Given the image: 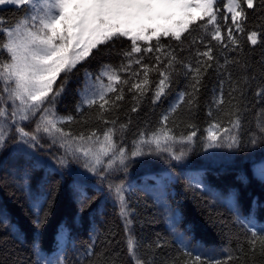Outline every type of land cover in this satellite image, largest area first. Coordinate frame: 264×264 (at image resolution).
<instances>
[{"label":"snow or ice","instance_id":"obj_1","mask_svg":"<svg viewBox=\"0 0 264 264\" xmlns=\"http://www.w3.org/2000/svg\"><path fill=\"white\" fill-rule=\"evenodd\" d=\"M0 6H16L17 11L24 13L15 21L0 17V98L3 100L0 104V146L5 145L8 139H15L19 144L35 148L41 143L39 133L43 132L50 137L59 133L60 147L80 162L83 169L71 168L67 159L58 157L55 158L56 163L65 170L60 171L48 165L47 174L37 178L33 174L37 168L43 169L44 164L33 153H28L30 159L23 179L41 185V195L32 202L35 233L43 235V228L51 216L50 211H45L47 194L44 189L52 184L53 174L58 177L53 190L58 192L66 189L70 197L80 205L81 211H84L93 204L89 186L95 177L106 179L107 173L121 168L126 171L128 153L114 140L117 119L105 116V113L115 115L116 110L121 108V102L125 100V88L128 93H132L131 99L135 102L131 112L137 113L148 92H152V103L157 104L167 95L174 76L183 74L188 79L187 87L191 91L186 89L179 92L175 102L161 116V127L150 134L140 131L138 138L133 141L131 151L132 156H142L146 154L145 145H155L156 152H168L171 160L181 161L184 153H173L170 144L192 143L197 136L196 126L189 123L187 126L193 130L178 138L168 127V121L182 105L187 104L189 108L195 106L203 78L209 69L222 70L229 90L225 93V79L221 78L212 106L228 117L226 122L229 127L223 126L225 121L222 118H215L206 129L207 139L212 142L209 146H220L219 140L229 141V147L238 143L241 114L239 104L234 103L237 100L236 93L243 96L244 88L255 77L247 75L251 71L248 62H241L235 55L244 51L245 43L253 46L252 50L257 45L264 46V32L254 27L248 28L250 16L264 18V0H0ZM260 27L264 28V25ZM197 31L203 35L192 36ZM245 35L246 41L243 40ZM190 36L188 60L181 59L176 48L165 45L161 40L170 38L182 45ZM125 40L130 42V47L122 48L117 53L124 58L119 68L104 64L98 74L85 71V86L81 91V104L87 108L98 105L96 119L112 126L106 127L102 140L95 129L87 135L81 133L79 136L65 132L59 125L71 123L74 117L59 116L56 104L66 91L70 79L78 75L80 68L97 53H102L104 49L111 51L117 42ZM230 53L235 55L230 56ZM221 56L224 58L223 64ZM259 63L264 71V60ZM237 64L245 72L241 80H234L229 70L230 65ZM133 65L138 67L134 70ZM177 65L180 67L177 68ZM120 72L129 75L122 79ZM152 73L157 74L155 81ZM105 78L107 83L104 82ZM254 95L264 102V85H257ZM77 111H82L80 105ZM208 115L213 117L211 109ZM33 121L35 128L32 131L26 130L28 125L23 122ZM130 123L131 119L128 121ZM127 126L121 124V131L126 130ZM258 127L264 138V122H259ZM55 140L54 137L53 143ZM151 151L149 148V153ZM254 175L264 187V164L256 169ZM151 179L161 189V193L153 195L150 189L145 191L168 214L170 227L176 233L180 216L167 203L163 192L178 177L171 171H165ZM241 179L247 182V177ZM113 188L122 205L121 214L127 216L124 185L109 184V190ZM240 200L239 206L230 202L229 211L246 229L248 252L239 246V254H229L220 259L190 248V241L186 242L184 235L177 233L175 240L181 246L182 255L164 264H180L181 258L184 264H235L247 257L248 253L254 258L257 249L259 255L264 257V226L257 228L256 220L250 214L256 211L264 218V203L257 199L243 202V194ZM245 203L249 214L242 217L240 208ZM7 223L8 218L0 210V225ZM7 231L5 228V233ZM35 233L32 249L36 260L32 264H57L44 256L41 241ZM59 235L61 239L67 235L64 225L60 226ZM164 243L158 236L154 246L159 249ZM127 247L134 264H155V261L144 260L136 255L138 243L134 237L129 236ZM0 264L5 262L0 260Z\"/></svg>","mask_w":264,"mask_h":264},{"label":"trees","instance_id":"obj_2","mask_svg":"<svg viewBox=\"0 0 264 264\" xmlns=\"http://www.w3.org/2000/svg\"><path fill=\"white\" fill-rule=\"evenodd\" d=\"M22 16L23 12L17 11L16 6H0V17L15 21ZM221 24L223 25V21ZM261 25H264V18L250 16L249 29L254 27L264 32ZM196 35L203 33L193 32L192 36ZM192 36L182 45L170 38L161 40L165 45L176 48L181 59L188 60ZM243 40L246 41V35ZM129 47L130 42L125 40L117 42L111 51L104 49L80 68L78 75L70 79L66 91L56 104L59 116L74 117L71 123L59 125L65 132L79 136L81 133L87 135L95 129L101 140L103 139L106 127L112 125H105L103 121L96 119L98 105L87 108L81 104V91L85 86L84 73L87 71L98 74L104 64L119 68L124 58L117 53L122 48ZM252 48L253 46L245 43L244 51L239 55L229 54L235 55L241 62L247 61L251 68L247 75L255 77V80L244 88L243 96L236 93L237 100L234 103L239 104L241 114L237 144L229 147V141L219 140L220 146H209L212 142L207 139L206 129L215 118H222L225 121L223 126L229 127L226 122L228 117L217 112L212 106L221 78L225 79V93L229 90L222 70L209 69L203 78L195 106L189 108L187 104L182 105L177 114L168 121V127L178 138L193 130L187 126L189 123L196 126L197 136L192 143L170 144L173 153H184L181 161L171 160L168 152H156L155 145H145L146 154L142 156H132L131 151L139 132L150 134L161 127L160 118L175 102L178 93L186 89L191 91L187 87L188 79L183 74L174 76L167 95L157 104L152 103V92H148L137 113L131 112L135 102L131 99L132 93H128L125 88V100L121 102V108L116 110L115 115L105 113V116L108 119H117L114 140L128 153V159L125 161L126 171L121 168L119 171L107 173L106 179L95 177L89 186L93 204L90 209L86 207L84 211H81L80 205L70 197L66 189L58 192L53 190L58 178L53 174L52 184L44 189L47 194L45 211H50L51 216L43 228L42 236L35 233L32 223V202L41 195V185L36 181L23 179L30 159L28 153H33L44 164L43 169L37 168L33 174L37 178L47 174L48 165L60 171L65 170L56 163L55 158L64 157L69 167L83 170L81 163L60 147L59 133L54 134L55 143L54 137L39 133L41 143L35 148L19 144L15 139H8L5 145L0 146V210H3L8 218L7 224L0 225V260L5 264H32L36 260L32 249L34 233L41 241L44 256L57 264H134L127 247L129 236L134 237L138 243L136 255L144 260L155 261V264H164L174 257H181V246L175 240L177 233H182L186 242L190 241V248L198 250L197 245L214 248L213 256L220 259L229 254H239V246H243L244 251L248 252L246 229L229 211V203L239 206L241 194L243 202L257 199L264 203V187L254 175L256 169L264 164V138L258 127L259 122H264V102L254 95L256 86L264 85V71L259 63L264 60V46L257 45L254 50ZM223 60L221 56V64ZM137 67L133 65L134 70ZM179 67L180 65H177V68ZM229 70L234 80H241L245 75L240 64L230 65ZM120 75L125 79L129 74L120 72ZM157 78V74L152 73V79L155 81ZM104 82L107 83L106 78ZM2 103L0 98V104ZM78 105L82 108L80 112L77 111ZM210 109L213 117L208 115ZM23 123L28 125V131L35 128V121ZM121 124L128 125L126 130L121 131ZM149 148L152 150L150 153ZM190 170L195 173H189ZM165 171H171L178 177L177 181L168 185L163 192L167 203L180 216L176 233H173L170 227L168 214L156 203L152 195L145 191L150 189L153 195H159L161 189L151 178L162 175ZM241 177H247V182H242ZM109 184L124 185L127 216H122V205L116 197L115 189L109 190ZM240 212L242 217L249 214L246 203L240 208ZM250 214L256 220L257 228L264 226V218H261V215L256 211ZM61 225L67 229L64 239L59 235ZM5 228L8 229L7 233ZM158 236L162 243L166 242L159 249L154 246ZM180 264H184L183 258ZM235 264H264V257L259 255L257 249L254 258L248 253L247 257Z\"/></svg>","mask_w":264,"mask_h":264},{"label":"rangeland","instance_id":"obj_3","mask_svg":"<svg viewBox=\"0 0 264 264\" xmlns=\"http://www.w3.org/2000/svg\"><path fill=\"white\" fill-rule=\"evenodd\" d=\"M23 15H24V13H23ZM187 172H188V171H187ZM189 173L193 174V173H195V172H194L193 170H190ZM197 249H198L200 252H202V253H207L208 255H213L212 252H215V251H214V250H215L214 248H212V247L204 248L203 245H197Z\"/></svg>","mask_w":264,"mask_h":264}]
</instances>
